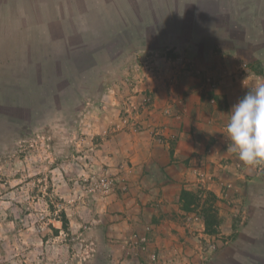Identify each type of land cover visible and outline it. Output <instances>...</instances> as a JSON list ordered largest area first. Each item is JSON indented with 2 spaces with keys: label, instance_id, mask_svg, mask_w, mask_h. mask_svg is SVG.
Masks as SVG:
<instances>
[{
  "label": "rangeland",
  "instance_id": "obj_1",
  "mask_svg": "<svg viewBox=\"0 0 264 264\" xmlns=\"http://www.w3.org/2000/svg\"><path fill=\"white\" fill-rule=\"evenodd\" d=\"M261 78L264 0H0V264H248L226 124Z\"/></svg>",
  "mask_w": 264,
  "mask_h": 264
},
{
  "label": "clouds",
  "instance_id": "obj_2",
  "mask_svg": "<svg viewBox=\"0 0 264 264\" xmlns=\"http://www.w3.org/2000/svg\"><path fill=\"white\" fill-rule=\"evenodd\" d=\"M229 113V150L246 165L264 164V78L258 79Z\"/></svg>",
  "mask_w": 264,
  "mask_h": 264
},
{
  "label": "crops",
  "instance_id": "obj_3",
  "mask_svg": "<svg viewBox=\"0 0 264 264\" xmlns=\"http://www.w3.org/2000/svg\"><path fill=\"white\" fill-rule=\"evenodd\" d=\"M201 2V0H199ZM213 3L217 2V0H211ZM196 21V20H195ZM242 27V33L239 34L241 37V41H237V51L243 52L245 55H257V50L254 52L251 35H248L247 28L243 23L239 24ZM240 30V29H239ZM211 36V35H210ZM233 36V35H232ZM175 37V36H174ZM251 39V40H250ZM246 45H243V44ZM248 45V47H247ZM240 178L246 179L248 188H246V192L251 198L250 210L252 212V228L253 231L256 232L252 237L249 235L245 238L246 242L251 241L252 253H245V251H241L244 256H248L247 259L248 264H264V175L263 178H248L244 174H241ZM244 181V180H243ZM214 185V184H213ZM212 186V185H211ZM210 186V187H211ZM249 249V246H248ZM239 251V250H237ZM235 250H229L226 248L225 252L214 259L213 264H244L241 262L240 253H237Z\"/></svg>",
  "mask_w": 264,
  "mask_h": 264
},
{
  "label": "trees",
  "instance_id": "obj_4",
  "mask_svg": "<svg viewBox=\"0 0 264 264\" xmlns=\"http://www.w3.org/2000/svg\"><path fill=\"white\" fill-rule=\"evenodd\" d=\"M184 194L189 195V192H184ZM214 196V195H213ZM215 197V196H214ZM61 221L63 222L64 225L67 224V218H62ZM221 224L220 219L217 217V215L215 214H205V228H206V232L211 234L214 233L216 231V228H214V226H218Z\"/></svg>",
  "mask_w": 264,
  "mask_h": 264
}]
</instances>
